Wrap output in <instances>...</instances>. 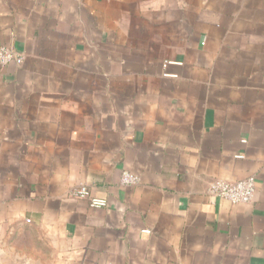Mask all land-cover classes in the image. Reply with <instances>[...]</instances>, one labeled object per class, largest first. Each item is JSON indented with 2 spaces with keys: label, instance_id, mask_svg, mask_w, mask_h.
I'll list each match as a JSON object with an SVG mask.
<instances>
[{
  "label": "crops",
  "instance_id": "crops-1",
  "mask_svg": "<svg viewBox=\"0 0 264 264\" xmlns=\"http://www.w3.org/2000/svg\"><path fill=\"white\" fill-rule=\"evenodd\" d=\"M0 45V264H264V0H0Z\"/></svg>",
  "mask_w": 264,
  "mask_h": 264
},
{
  "label": "built area",
  "instance_id": "built-area-1",
  "mask_svg": "<svg viewBox=\"0 0 264 264\" xmlns=\"http://www.w3.org/2000/svg\"><path fill=\"white\" fill-rule=\"evenodd\" d=\"M22 61L23 54L21 52L7 45H0V65H6L12 62L20 64ZM236 157L241 158L243 156L237 155ZM139 181L140 178L129 171L124 170L120 174L119 183L122 186L136 185ZM254 192L255 179L252 175L235 182L215 179L209 183L207 188V194L209 196L221 198L231 204H245L251 202ZM72 195L77 198L86 199L89 206L93 208L107 206V200L93 196L86 184H79L72 192Z\"/></svg>",
  "mask_w": 264,
  "mask_h": 264
}]
</instances>
